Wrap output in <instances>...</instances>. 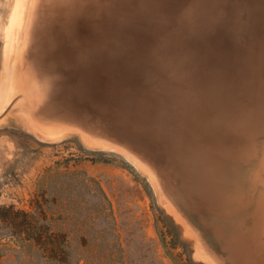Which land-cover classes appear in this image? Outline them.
I'll list each match as a JSON object with an SVG mask.
<instances>
[{
  "label": "rangeland",
  "instance_id": "374dc122",
  "mask_svg": "<svg viewBox=\"0 0 264 264\" xmlns=\"http://www.w3.org/2000/svg\"><path fill=\"white\" fill-rule=\"evenodd\" d=\"M169 1L0 0V206L42 211L66 264H264V0ZM10 231L0 222V264H65Z\"/></svg>",
  "mask_w": 264,
  "mask_h": 264
},
{
  "label": "trees",
  "instance_id": "16d2710c",
  "mask_svg": "<svg viewBox=\"0 0 264 264\" xmlns=\"http://www.w3.org/2000/svg\"><path fill=\"white\" fill-rule=\"evenodd\" d=\"M84 153L77 157V160H90V161H107L101 157L102 153H95L96 156L88 157ZM92 179L87 178L90 182ZM97 203L99 216L106 217L110 214L109 203L105 195L100 189L94 193ZM0 222L10 224V236H18L28 245L36 247L42 253H45L47 259L58 260L62 263H68L66 253V238L57 231H54L47 223L45 214L42 211L30 212L24 210H15L12 207L0 206ZM59 256V259L58 257ZM77 264H80L77 262ZM185 264H190L186 261Z\"/></svg>",
  "mask_w": 264,
  "mask_h": 264
},
{
  "label": "bare ground",
  "instance_id": "6f19581e",
  "mask_svg": "<svg viewBox=\"0 0 264 264\" xmlns=\"http://www.w3.org/2000/svg\"><path fill=\"white\" fill-rule=\"evenodd\" d=\"M156 2H157V1H156ZM164 2H165V0H164ZM166 2H167V0H166ZM169 2H170L169 6L172 7V5H171V4H172V3H171V0H170ZM179 2H180V1H179ZM159 3H160V2H159ZM161 3H163V2H161ZM163 4H164V3H163ZM163 4H162V5H163ZM165 6H166V4H165ZM167 6H168V5H167ZM133 7H134V6H133ZM173 7H175L174 4H173ZM180 7H181V5H180ZM177 8H178V7H177ZM134 9H135V8H134ZM164 9H165V8H164ZM171 9H172V8H171ZM174 9H175V8H174ZM176 10H177V9H176ZM179 10H180V9H179ZM167 11H168V10H167ZM171 12H172V11H171ZM192 12H193L192 10H189V11L186 13L185 17H186V20H187V21H189L190 18L193 17V13H192ZM153 14H154V13H153ZM78 15H79V14H78ZM206 16H207V15H206ZM78 17H79V16H78ZM143 17H144V16H143ZM90 18H91V17H90ZM86 19H87V18H86ZM151 19H152V18H151ZM149 21H150V20H149ZM168 21H169V20H168ZM196 21H197V20H196ZM194 22H195V20H194ZM199 22H200V21H199ZM77 23H78V22H77ZM82 23H83V22H82ZM166 24H167V23H166ZM62 25H63V24H62ZM168 25H169V23H168ZM72 26H74V25H72ZM183 26H184V25H182V27H183ZM60 27H62V26H60ZM60 27H59V28H60ZM63 27H64V26H63ZM63 27H62V28H63ZM173 27H174V26H173ZM184 27H185V26H184ZM186 27H187V25H186ZM64 28H65V27H64ZM67 28H68V26H67ZM160 28H161V27H160ZM168 28H169V27H168ZM190 28H191V27H190ZM65 29H66V28H65ZM169 29H171V28H169ZM174 29H175V27H174ZM182 29H183V28H182ZM187 29H188V28H187ZM171 30H173V29H171ZM183 30H184V29H183ZM215 30H216V29H215ZM78 31H79V30H78ZM173 31H175V30H173ZM173 31H172V32H173ZM176 31H177V30H176ZM60 32H61V31H60ZM123 32H125V31H123ZM123 32H122V33H123ZM163 32H164V31H163ZM170 32H171V31H170ZM170 32H169V33H170ZM196 32H197V31H196ZM196 32H195V33H196ZM245 32H247V31H245ZM76 33H77V32H76ZM195 33H192V34L195 35ZM200 33H201V32H200ZM262 33H264V32H262ZM79 34H80V32H79ZM116 34H117V33H116ZM170 34H171V33H170ZM239 34H242V33L240 32ZM243 34H244V32H243ZM174 35H175V34H174ZM82 36H83V35H82ZM200 36H201V35H200ZM89 37H90V36H89ZM159 37H160V36H159ZM168 37H169V35H168ZM188 37H190V36H188ZM188 37H187V38H188ZM191 37H194V36H191ZM76 38H79V37L76 36ZM156 38H157V37H156ZM174 38H175V37H174ZM22 41H23V40H22ZM55 41H56V40H55ZM73 41H74V40H73ZM155 41H156V40H155ZM157 41H158V40H157ZM149 42H150V41H149ZM154 43H155V42H153V45H154ZM171 43H172V42H171ZM21 44H22V42H21ZM176 44H177V43H176ZM174 45H175V44H174ZM60 46H61V45H60ZM170 47H171V46H170ZM173 47H175V46H173ZM173 47H172V48H173ZM177 47H178V46H177ZM177 47H176V48H177ZM187 48L189 49V47H187ZM173 49H174V48H173ZM73 50H74V49H73ZM141 50H142V49H141ZM174 50H176V49H174ZM174 50H173V51H174ZM71 51H72V50H71ZM178 51H179V49H177V53H179V55L183 56V55L181 54V52H178ZM168 53H169V52H168ZM175 53H176V51H175ZM177 53H176V54H177ZM172 54H173V53H172ZM256 54H257V53H256ZM95 55H96V54H95ZM166 55H167V54H166ZM168 55H169V54H168ZM170 55H171V53H170ZM173 55H174V54H173ZM175 56H177V57H175ZM175 56H174V59L179 58L178 55H175ZM181 56H180V58H181V60H183L184 58L182 59ZM164 57H165V56H164ZM172 57H173V56H172ZM93 58H94V56H93ZM166 58H167V57H166ZM180 58H179V59H180ZM89 59H90V58H88L87 61H88ZM122 59H123V56H122ZM122 59H121V60H122ZM169 59H171V58H169ZM179 59H178L179 63H180V62H183V61H180ZM84 60H86V59H83V61H84ZM101 60H102V59H101ZM104 60H105V59H104ZM121 60H120V61H121ZM133 60H134V59H133ZM171 60H172V59H171ZM39 61H41V60H39ZM83 61H81V62H79V63H83ZM91 61H92V60H91ZM94 61H95V60H94ZM106 61H108V60H106ZM145 61H146V60H145ZM173 61L175 62V60H173ZM95 62H96V61H95ZM123 62H125V60H124ZM126 62H127V61H126ZM134 62H135V61H133V63H134ZM155 62H156V61H155ZM170 62H171V61H170ZM92 63H93V62H92ZM92 63H91V65H92ZM97 63H98V62H97ZM133 63H132V64H133ZM101 64H102V63H99V66H100ZM116 64H117V62H116ZM122 64H123V63H122ZM129 64H130V63H129ZM180 64H181V63H180ZM180 64H179V65H180ZM67 65H69V64H67ZM72 65L74 66V63H73ZM72 65H71V63H70V66H71L72 69H73V66H72ZM80 65H81V64H80ZM94 65H95V63H94ZM94 65H93V66H94ZM109 65H110V64H109ZM117 65H118V64H117ZM120 65H121V64H120ZM123 65H124V64H123ZM123 65H122V66H123ZM176 65H177V64H176ZM182 65L185 66L184 63H183ZM61 66H62V65H61ZM63 66H64V65H63ZM70 66H64V68H66V67L69 68ZM77 66H79V65H77ZM77 66H76V64H75V67H77ZM101 66L104 67L105 65H104V66L101 65ZM118 66H119V65H118ZM122 66H121V68H122ZM131 66H133V65H131ZM183 66L180 67V68L183 69ZM80 67H81V66H80ZM82 67H83V66H82ZM88 67H89V66H88ZM90 67H91V66H90ZM105 67H106V66H105ZM105 67H104V68H105ZM123 67H124V66H123ZM126 67L128 68V66H126ZM144 67H145V66H144ZM185 67H186V66H185ZM185 67H184V68H185ZM189 67H190V66H189ZM109 68H110V67H109ZM109 68H107V69H109ZM113 68H115V67H113ZM113 68H112V69H113ZM118 68H119V67H118ZM133 68H134V66H133ZM136 68H138V67H136ZM140 68H141V67H140ZM186 68H187V67H186ZM105 69H106V68H105ZM112 69H111L110 71H112ZM122 69H123V68H122ZM122 69H121V71H122ZM124 69H125V68H124ZM138 69H139V68H138ZM138 69H135V70L133 69V70H134V71H137ZM66 70H67V69H66ZM128 70H129V69L124 70V72H125V71H128ZM148 70H149V69H148ZM190 70H191V69H190ZM68 71H69V70H68ZM104 71H106V70H104ZM115 71H116V70H115ZM129 71H130V70H129ZM131 71H132V70H131ZM150 71H151V70H150ZM186 71L188 72V70H186ZM69 72H70V74H71V70H70ZM108 72H109V70H108ZM117 72H118V71H117ZM180 72H181V70H180ZM63 73H64V72H63ZM66 73H67V72H66ZM74 73H75V72H74ZM80 73H81V72H80ZM110 73L112 74V72H110ZM115 73H116V72H115ZM119 73H121V72L119 71ZM128 73H132V72H128ZM135 73H136V72H135ZM175 73H176V72H175ZM177 73H179V72L177 71ZM177 73H176L175 75H177ZM184 73H185V70H184L183 74H184ZM194 73H195V72H194ZM75 74H77V73H75ZM116 74H117V73H116ZM126 74H127V72H126ZM137 74H138V72H137ZM139 74H140V73H139ZM186 74L188 75V73H185V74H184V75H185L184 77H188V76H189V75L186 76ZM189 74H190V73H189ZM66 75H67V74H66ZM79 75H80V74H79ZM89 75H90V74H89ZM119 75L121 76L122 73L119 74ZM115 76H116V75H115ZM117 76H118V75H117ZM117 76H116V77H117ZM127 76H128V74H127ZM144 76H145V75H144ZM177 76L179 77V74H178ZM182 76H183V75H182ZM66 77H68V76H66ZM70 77H71V75H70ZM73 77H74V76H73ZM76 77H77V76H76ZM76 77H74L75 80H76ZM123 77H125V75H124ZM131 77H132V76H131ZM136 77H139V76H136ZM140 77H141V75H140ZM142 77H143V76H142ZM169 77H172V79L174 78V76H172V75L169 76ZM169 77H168V78H169ZM191 77H192V76H191ZM78 78H79V77H78ZM80 78H81V77H80ZM129 78H130V77H129ZM133 78H134V77H133ZM144 78H146V76H145ZM148 78H149V76H148ZM153 78H156V77H153ZM176 78H177V77H176ZM180 78H181V76H180ZM188 78H189V77H188ZM197 78H198V77H197ZM68 79H69V78H68ZM70 79L72 80V78H70ZM162 79H163V78H162ZM172 79H171V80H172ZM174 79H175V78H174ZM174 79H173L172 81L175 82L176 79H175V80H174ZM182 79H183V78H182ZM182 79H181V80H182ZM185 79H186V78H184V80H185ZM75 80H74V81H75ZM77 80H78V79H77ZM135 80H136V79H135ZM143 80H144V79H143ZM143 80H142V81H143ZM167 80H169V79H167ZM186 80H189V79H186ZM192 80H193V79H192ZM198 80H199V79H198ZM79 81H82V80H79ZM79 81H78V82H79ZM133 81H134V80H133ZM137 81H138V80H137ZM137 81H136V82H137ZM139 81H140V80H139ZM139 81H138V82H139ZM161 81H162V82H165V81H163V80H161ZM172 81H171V82H172ZM179 81H180V79H179ZM194 81H195V80H194ZM43 82H44V81H43ZM78 82H77V83H78ZM138 82H137V83H138ZM145 82H146V81H145ZM145 82H143V83L145 84ZM171 82H170V83H171ZM177 82H178V81H177ZM177 82H175V83H177ZM180 82H181V81H180ZM180 82H178V83H180ZM191 82H192V81H191ZM79 83H80V82H79ZM86 83H87V82H86ZM86 83H83V84L81 83L80 85L85 86ZM139 83H141V82H139ZM146 83H147V82H146ZM167 83H168V81H167ZM175 83L172 82V84H173V85H172V88H173V86L175 85ZM182 83H183V81H182L180 84H182ZM186 83H187V82H186ZM189 83H190V82H189ZM141 84H142V83H141ZM141 84H139V85H141ZM144 84H143V85H144ZM168 84H169V83H168ZM190 84H191V83H190ZM44 85H45V84H44ZM47 85H48V84H47ZM178 85H179V84H178ZM184 85H185V84H184ZM188 85H189V84H188ZM45 86H46V85H45ZM78 86H79V85H78ZM86 86H87V85H86ZM86 86H85V87H86ZM88 86H89V85H88ZM162 86H163V85H161L160 87H162ZM169 86H171V84H170V85H167V87H169ZM176 86H177V85H176ZM7 87H8V86H7ZM157 87H158V86H157ZM157 87H156V90H157ZM163 87H166V86H163ZM167 87H166V88H167ZM183 87H184V86H183ZM188 87H189V86H188ZM188 87H187V88H188ZM195 87H196V86H195ZM46 88H47V87H46ZM87 88H88V89H93L92 87H91V88L87 87ZM149 88H150V87H149ZM175 88H176V87H175ZM175 88H173V89H175ZM179 88H180V91H181L182 87L180 86ZM179 88H177L176 90H178ZM187 88H185V89H187ZM193 88H194V87H193ZM94 89H95V88H94ZM137 89H138V88L133 89L132 91H129V94H130V92H131V94H133L132 92H134V93H138V92L135 91V90H137ZM159 89H160V88H159ZM159 89H158V91H159ZM163 89H164V88H163ZM80 90H81V89H80ZM85 90H86V89H85ZM143 90H144V89H143ZM152 90H153V89H152ZM152 90H150V91H152ZM168 90H169V89H168ZM182 90L184 91V88H183ZM190 90H191V89H190ZM190 90H189V91H190ZM198 90H199V89H198ZM88 91H89V90H88ZM90 91L92 92V90H90ZM94 91H95V90H93V93H95ZM103 91H104V90H103ZM105 91H106V90H105ZM150 91H149V92H150ZM154 91H155V89H154ZM180 91H179V92H180ZM183 91H182V92H183ZM192 91H193V90H192ZM86 92H87V91H86ZM147 92H148V89H147L146 94H145L146 96H148V95H147ZM149 92H148V94H149ZM161 92L163 93V91H160V94H161V95H159V96L157 95V97H160V96H162V95L165 93V92H164V93L162 94ZM166 92H167V91H166ZM179 92H178V93H179ZM185 92H188V90L185 91ZM102 93H103V92L101 91V93H100L101 96L103 95ZM106 93H108V91L105 92L104 94H106ZM139 93H140V92H139ZM152 93H153V92H152ZM156 93H157V91H156ZM62 94H63V93H62ZM95 94H96V93H95ZM95 94H94V95H95ZM111 94H113V93H111ZM180 94H181V95H180ZM180 94H179L180 97L183 96V97H182V100L185 101V100H184V97H185V96L182 95V94H184V92H183V93H180ZM188 94H189V93H188ZM192 94H193V93H192ZM114 95H115V94H114ZM116 95H117V97L114 96V98H115V99H119L118 94H116ZM121 95H122V94H121ZM121 95H120V96H121ZM126 95L128 96V93H127ZM149 95H150V94H149ZM153 95H154V94H153ZM185 95H186V93H185ZM49 96H50V95H49ZM89 96H90V95H89ZM97 96H98V95H97ZM107 96H109V95H107ZM107 96H106V98H107ZM110 96H111V95H110ZM124 96H125V95H124ZM129 96H130V98L132 97L131 95H129ZM134 96H136V95H134ZM134 96H133V97H134ZM150 96H151V95H150ZM163 96L165 97V99H167L165 94H164ZM163 96L160 97V98H163ZM50 97H51V96H50ZM104 97H105V96H104ZM112 97H113V95H112ZM122 97H123V96H121V98H122ZM137 97H138V96H137ZM137 97H136V101H135V102H138L139 99H140L141 97H143V95H142L141 97H140V95H139L140 98L138 97V98H139L138 101H137ZM151 97H152V96H151ZM157 97H156V98H157ZM167 97H168L169 100H170L169 95H168ZM172 97H173V96H172ZM180 97H179V98H180ZM186 97H187V99H188L189 96L186 95ZM51 98H52V97H51ZM92 98H93V97H92ZM100 98H101V97H100ZM100 98H99V99H100ZM106 98L104 99L103 96H102V99L106 100ZM144 98H147V97H144ZM152 98H153V97H152ZM152 98H151V99H152ZM154 98H155V97H154ZM84 99H85V98H84ZM89 99H91V98H89ZM97 99H98V98H97ZM112 99H113V98H112ZM115 99H113V100L108 99V100H110V101H114ZM123 99H124V98H123ZM123 99H122V100H123ZM125 99H127V98H125ZM125 99H124V100H125ZM147 99H148V98H147ZM149 99H150V98H149ZM149 99H148V100H149ZM158 99H159V98H157L156 100L159 102L160 99H159V100H158ZM171 99L174 100L175 98H171ZM119 100H121V99H119ZM122 100H121V101H122ZM127 100H128V99H127ZM167 100H168V99H167ZM167 100H166V101H167ZM178 100H179V99H178ZM106 101H107V100H106ZM116 101H118V100H115V102H116ZM125 101H126V100H125ZM132 101H133V98L131 99V102H132ZM141 101H142V99H141ZM144 101H145V102H144ZM144 101H143V102L145 103V105H144L142 102H141V103H142L144 106H146V100H144ZM149 101L151 102V101H153V99H152V100H149ZM149 101H147V103H149ZM157 101H156V102H157ZM162 101H163V103H164V99H161V103H162ZM170 101H171V100H170ZM170 101H168V102H170ZM82 102H83V101H82ZM122 102H123V103H121V106H123L122 108H124V104H125V102H124V101H122ZM133 102H134V101H133ZM135 102H134V103H135ZM153 102H154V101H153ZM158 102H157V103H158ZM171 102H175V103H176L175 106H177L178 103H181L180 101H178V103H177L175 100H174V101H171ZM50 103H51V102H50ZM103 103H104V102H103ZM105 103H107V102H105ZM110 103H112V102H110ZM116 103H117V102H116ZM116 103H115V104H116ZM118 103H119V101H118ZM118 103H117V104H118ZM126 103H127V102H126ZM141 103H138L137 105H139V104H141ZM157 103H156V104H155V103H154V104L152 103V105H155V106H156V105H159L160 102H159L158 104H157ZM166 103H167V102H166ZM166 103H165V104H162V107H161V105H159V106H160V109L164 108L163 106L166 105ZM191 103H192V102H191ZM97 104H98V103H97ZM101 104H102V103H101ZM108 104H109V103H108ZM115 104H114V105H115ZM122 104H123V105H122ZM127 104H128V103H127ZM149 104H150V103H149ZM149 104H147V105H148L149 107H151ZM168 104H169V103H168ZM171 104H173V103H171ZM181 104H182V103H181ZM181 104H179V107L181 106ZM188 104H189V103H188ZM0 105H1V104H0ZM61 105H62V104H60V107H61ZM69 105H70V104H69ZM134 105H135V104H134ZM143 105H142V106H143ZM70 106H71V105H70ZM121 106H119V108H120ZM130 106H131V105H130ZM130 106H129V108H130ZM132 106H133V105H132ZM132 106H131V109H130V110H133V112L135 113V112H136L135 110H137V109H139V108H137L136 105L133 106V107H132ZM139 106H141V105H139ZM144 106H143V109L146 108V107H144ZM148 106H147V107H148ZM171 106H172V105H171ZM175 106L173 105V107H171V108L175 109ZM184 106H185V104H184ZM186 106H187V104H186ZM66 107H67V106H66ZM117 107H118V106H116L115 108H117ZM149 107H148V108H149ZM152 107H153V110H154L155 107H154V106H152ZM157 107H158V106H157ZM167 107H168V106L165 107L166 110H167ZM169 107H170V106H169ZM169 107H168V108H169ZM193 107H194V106H193ZM61 108H62V107H61ZM61 108H60V109H61ZM63 108H64V107H63ZM106 108H107V107H106ZM122 108H120V109L122 110ZM134 108H135V110H134ZM136 108H137V109H136ZM148 108H146V109L148 110ZM158 108H159V107H158ZM51 109H52V108H51ZM60 109H59V110H60ZM64 109H65V108H64ZM117 109H118V108H117ZM117 109H116V110H117ZM146 109H145V110H146ZM149 109H150V108H149ZM155 109H156V108H155ZM173 109H172V111H173ZM179 109H180V108H179ZM182 109H184V108H182ZM182 109H180V110H182ZM188 109H189V108H188ZM57 110H58V109H57ZM123 110H127V109H123ZM145 110H144V113H146V112L148 113V111H145ZM157 110H158V109H157ZM162 110H164V109H162ZM170 110H171V109H170ZM170 110L168 109V111H170ZM177 110H178V109L176 108V111H177ZM190 110H191V109H190ZM53 111H54V110H53ZM69 111H70V109H69ZM137 111H138V110H137ZM155 111H156V110H155ZM155 111H154V112H155ZM164 111H165V110H164ZM178 111H179V110H178ZM70 112H71V111H70ZM74 112H75V111H74ZM117 112H118V111H117ZM126 112H127V111H126ZM133 112L131 113V111H130V114H133ZM140 112L144 115V113L142 112V107H141V110H139V111L137 112V114L140 113ZM149 112H152V111L149 110ZM156 112H157V111H156ZM165 112H166V111H165ZM165 112H164V113H165ZM181 112H182V111H181ZM13 113H14V112H13ZM57 113H58V112H57ZM76 113H77V112H76ZM141 113H140V116L142 115ZM158 113H160V111L157 112V114H158ZM167 113H168V112H166V114H167ZM173 113H174V112H173ZM178 113H180V112H178ZM261 113H262V112H261ZM79 114H80V113H79ZM126 114H127V113H126ZM137 114H136V113L133 114V115H135L134 117H136ZM160 114H161V113H160ZM168 114H169V113H168ZM20 115H21V114H20ZM80 115H81V114H80ZM93 115H94V114H93ZM93 115H92V116H93ZM111 115H112V114H111ZM115 115H116V114H115ZM118 115H120V114H118ZM146 115H148V114H145L144 116H146ZM151 115H152V114H150V117H151ZM155 115H156V114H155ZM170 115H175V114L170 113ZM170 115H169V118H170ZM176 115L179 116V114H176ZM176 115H175V116H176ZM183 115H184V112H183ZM53 116H54V115H53ZM82 116H83V115H82ZM96 116H97V114H96ZM96 116H95L94 118H96ZM103 116H104V115H103ZM108 116H109V112H108ZM112 116H114V114H113ZM129 116L131 117L132 115H129ZM152 116H153V115H152ZM164 116H165V115H164ZM175 116H174V117L171 116V117L174 119ZM178 116H177V117H178ZM180 116H181V115H180ZM187 116H188V115H187ZM261 116H262V115H261ZM50 117H51V115H50ZM105 117H106V116H105ZM137 117H138V116H137ZM148 117H149V115H148ZM148 117H147V118H148ZM167 117H168V116H167ZM167 117H166V118H167ZM262 117H263V116H262ZM262 117H261V118H262ZM108 118H109V117H108ZM108 118H107V120H109ZM119 118H120V117H119ZM160 118H161V116H160ZM169 118H168V120H170ZM105 119H106V118H105ZM110 119L113 120L111 117H110ZM117 119H118V118H117ZM117 119H114L113 121H115V120H117ZM140 119H142V116H141ZM140 119L138 118V120H137V118H136V121H137L136 123H138V121H139ZM150 119H151V118H150ZM175 119H177V118H175ZM179 119H181V117H180ZM20 120H21V119H20ZM98 120H99V122H101V118L98 117ZM118 120H120V119H118ZM123 120H124V119H123ZM125 120H128V122H129V118L127 119V117H126ZM131 120H133V119L131 118ZM144 120H145V119H144ZM156 120H157V119H156ZM168 120H167L166 124L168 123ZM186 120H187V119H186ZM22 121H23V120H22ZM91 121H92V120H91ZM102 121H103V120H102ZM113 121H111V122H113ZM133 121H134V120H133ZM165 121H166V119H165ZM171 121H172V120H170L168 124H171V123H170ZM174 121H175V120H173V122H174ZM176 121H177V122H176ZM176 121H175V123H178L180 120H179V121L176 120ZM115 122H116V121H115ZM115 122H114V124H115ZM120 122H122V121L120 120ZM131 122H132V121H131ZM142 122H144V121H142ZM142 122L140 121L139 124H142V125L146 124V122H145L144 124H143ZM173 122H172V123H173ZM105 123H106V122H105ZM107 123H108V122H107ZM129 123H130V122H129ZM136 123L134 122L133 124L136 125ZM175 123H173V124L176 126ZM116 124H117V123H116ZM166 124H165V125H166ZM168 124H167V125H168ZM179 124H181V123H179ZM102 125H103V124H102ZM110 125H112V124H110ZM163 125H164V123H163ZM145 126H147V125H145ZM145 126L143 127V129L145 128ZM175 126H173V127H175ZM107 127H108V126H107ZM113 127H116V125H114ZM119 127H120V126H119ZM147 127H150V126H147ZM116 128H117V127H116ZM116 128H115V129H116ZM121 128H122V126H121ZM124 128H125V127H124ZM133 128H134V127H133ZM175 128H176V127H175ZM117 129H118V128H117ZM134 129H135V128H134ZM151 129H153V127H150V129H147V130H150V131H151ZM154 129H155V128H154ZM154 129H153L152 131H154ZM176 129H179L178 126H177ZM120 131H123V130L121 129ZM145 131H146V129H145ZM155 131H156V129H155ZM112 132H113V131H112ZM123 132H124V131H123ZM158 132H159V131H158ZM180 132H181V131H180ZM110 133H111V132H110ZM142 133H145V132H142ZM146 133H148V131H146ZM163 133H164V132H163ZM126 134H127V133H126ZM128 134H129V133H128ZM130 134H131V131H130ZM137 134H140V132L137 133ZM148 134H150V132H149ZM156 134H158V133H156ZM173 134H175V133H173ZM121 135H122V133H121ZM124 135H125V134H124ZM140 135H141V134H140ZM158 135H159V134H158ZM127 136H128V135H127ZM132 136H133V135H132ZM141 136H142V135H141ZM145 136H146L147 138L149 137V136H147V135H145ZM162 136H163V135H162ZM172 136H173V135H172ZM158 137H159V136H158ZM132 138H133V137H132ZM139 138L141 139V137H138V138H137V141H138ZM159 138H160V137H159ZM162 138H163V137H162ZM133 139H134V138H133ZM135 139H136V137H135ZM140 139H139V140H140ZM143 139H144V137H143ZM145 139H146V138H145ZM151 139H152V138H151ZM160 139H161V138H160ZM149 140H150V139H149ZM137 141H136V142H137ZM141 141H142V140H141ZM145 141H146V140H145ZM152 141L154 142V140H152ZM157 141H158V140H157ZM159 141H160V140H159ZM142 142H144V140H143ZM148 142H149V141H148ZM164 142H165V141H164ZM137 143H138V142H137ZM145 143H146V142H145ZM162 143H163V142H162ZM101 144H102V143H101ZM111 144H113V143H111ZM139 144L141 145L140 142H139ZM142 144H143V143H142ZM106 145H107V143H106ZM113 145L116 146L115 144H113ZM157 145H158V144H157ZM157 145H156V146H157ZM165 145H166V142H165ZM165 145H163V148H164ZM104 146H105V145H104ZM119 146H120V145H119ZM142 146L148 147V145H147V146H146V145H142ZM166 146H167V145H166ZM151 147H152V146H151ZM151 147H148V148H150V150H151ZM153 147H154V146H153ZM153 147H152V149L154 150ZM123 148H124V147H123ZM126 148H127V147H125V149H126ZM129 148H130V147H129ZM129 148H128V149H129ZM155 148H157V147H155ZM171 148H172V147H171ZM173 148H174V147H173ZM115 149H116V148H115ZM159 149L162 150V148H160V147H159ZM164 149H165V148H164ZM118 150H119V149H118ZM139 150H140V149H139ZM157 150H158V148H157ZM157 150H155V151L157 152ZM174 150H175V149H174ZM130 151H131V150H129V152H130ZM144 152H145V151H144ZM159 152H160V150H159ZM132 153H133V152H131V154H132ZM150 153H151V152H150ZM154 153H155V152H154ZM160 154H161V153H160ZM133 155H135V154H133ZM139 156H140V155H139ZM135 157H136V155H135ZM138 158H139V157H138ZM243 158H244V157H243ZM141 160H143V159L141 158ZM141 160H140V161H141ZM147 160H148V159H147ZM147 160H145V161H147ZM143 161H144V160H143ZM143 161H142L141 163H143ZM150 163H151V162H150ZM150 163H149V164H150ZM167 164H168V163H167ZM146 165H148V162H147ZM142 166H143V165H142ZM148 166H149V165H148ZM173 167H174V166H173ZM148 168H149V167H148ZM171 169H172V168H171ZM175 169H176V168H175ZM154 171H155V170H154ZM174 171H176V170H174ZM157 174H158V172H157ZM161 174H162V172H161ZM160 176H161V175H160ZM162 176H163V174H162ZM164 176H165V174H164ZM180 177H181V176H180ZM160 178H161V177H160ZM162 178L164 179V177H162ZM262 178H263V177H262ZM152 179H153V178H152ZM152 179H151V180H152ZM174 180H175V179H174ZM255 180H256V179H255ZM259 180H260V179H259ZM152 181H154V180H152ZM169 181H170V180H169ZM175 181H176V180H175ZM182 181H183V180H182ZM156 183H158V182H155V184H156ZM158 184H159V183H158ZM166 184H167V183H166ZM173 186H174V185H173ZM179 186H181V185H179ZM255 186H256V185H255ZM260 186H261V185H260ZM174 187H175V186H174ZM177 187H178V186H177ZM256 187H257V186H256ZM256 187H255V188H256ZM263 187H264V186H263ZM157 188H158V187H157ZM251 188H253V187H251ZM255 188H253V189L255 190ZM177 189H178V188H177ZM254 190H253V191H254ZM258 190H259V189H258ZM159 191H160V190H159ZM259 191H260V190H259ZM260 192H261V191H260ZM263 192H264V191H263ZM254 193H255V192H254ZM261 193H262V192H261ZM160 194H162V193L160 192ZM160 194H159V195H160ZM180 195H181V194H180ZM257 195H258V194H257ZM255 198H257V197H256V194H255ZM160 199H162V197H160ZM253 199H254V198H253ZM162 200H163V199H162ZM256 200H257V199H256ZM160 201H161V200H160ZM162 202L165 203L164 201H162ZM177 202H178V201H177ZM181 202H182V201H181ZM219 202H220V201H219ZM167 203H168V202H167ZM168 204H169V203H168ZM234 204H235V203H234ZM234 204H233V206H235ZM254 204H255V203H254ZM169 205H170V204H169ZM177 206H178V205H177ZM184 207H185V206H184ZM175 208H176V207H175ZM213 208H214V207H213ZM232 209H233V208H232ZM232 209H231V210H232ZM173 210H174V209H172V211H173ZM189 210H190V209H189ZM200 210H201V209H200ZM250 210H251V209H250ZM175 211H176V210H174L173 212H175ZM202 211H204V210H202ZM207 211H208V210H207ZM209 211H210V210H209ZM209 211H208V212H209ZM254 212H255V210H254ZM217 213H218V212H217ZM179 214H180V213H179ZM179 214H178V215H179ZM254 214H255V213H254ZM254 214H253V215H254ZM257 214H258V213H257ZM180 215H182V214H180ZM246 215H247V214H246ZM248 216H249V215H248ZM251 216H252V214H251ZM246 217H247V216H246ZM201 218H202V217H201ZM257 218H258V217H257ZM259 218H260V217H259ZM210 220H211V219H210ZM252 220H254V219L251 218V221H252ZM255 220H256V219H255ZM248 221H249V220H248ZM256 221H257V220H256ZM258 221H259V220H258ZM200 222H201V221H200ZM186 223H187V222H186ZM210 223H211V222H210ZM222 223H224V222H222ZM238 223H239V222H238ZM206 224H207V223H206ZM229 224H230V223H229ZM214 225H215V224H214ZM214 225H213V226H214ZM216 225H218V224H216ZM219 225H220V224H219ZM219 225H218V226H219ZM223 225H224V224H223ZM223 225H222V226H223ZM241 225H242V224H241ZM184 226H185V225H184ZM187 226L189 227L188 224H187ZM206 226H207V225H206ZM222 226H221V227H222ZM227 226H228V225L226 224V227L224 226L225 228L223 227V229L220 228L219 231H221V230H222V231L225 230V229L227 228ZM237 226H238V225H237ZM234 227H235V226H234ZM245 227H246V226H245ZM249 227H250V226H249ZM185 228H186V226H185ZM217 228H218V227H216V230H218ZM228 228H230V227H228ZM188 229H189V228H188ZM212 229H215V227H213ZM242 229H243V228H242ZM244 229H245V228H244ZM250 229H251V228H250ZM182 230H183V229H182ZM189 230H190V229H189ZM183 231H184V230H183ZM190 231H191V230H190ZM184 232H185V231H184ZM184 232H183V233H184ZM191 232H192V231H191ZM214 232H215V231H214ZM229 232H230V231H229ZM231 232H232V231H231ZM243 232H244V231H243ZM246 232H247V231H246ZM192 233H193V232H192ZM227 233H228V232H227ZM227 233H226V235H227ZM240 233H241V232H240ZM244 233H245V232H244ZM187 234H188V233H187ZM236 234H237V232H236ZM239 235H240V234H239ZM239 235H238V236H239ZM220 236H221V235H220ZM218 237H219V236H218ZM231 237H232V236H231ZM231 237H230V238H231ZM233 237H234V236H233ZM245 237H246V236H245ZM189 238H190V236H189ZM195 238H196V237H195ZM199 238H200V236H199ZM217 239H218V238H217ZM224 239H225V238H224ZM235 239H236V238H235ZM197 240H198V239H197ZM226 240H227V239H226ZM244 240H246V239H244ZM244 240H242V241L244 242ZM223 242H224V241H223ZM224 243H225V242H224ZM230 243H231V242H230ZM230 243L228 242L229 245H230ZM226 244H227V242H226ZM212 245H213V244H212ZM214 245H215V244H214ZM243 245H244V244H243ZM233 246L235 247L234 244H233ZM240 246H241V243H240ZM230 248L233 249V250L236 249V247H235V249H234L233 247H229V249H230ZM237 248L240 249L241 247L237 246ZM225 249H226V248H225ZM215 250H216V248H215ZM221 250H222V249H221ZM227 250H228V248H227ZM257 250H258V249H257ZM218 251H219V250H218ZM235 251H236V250H235ZM235 251H233V252H235ZM238 251H243V250L240 249V250H238ZM231 252H232V251H231ZM236 252H237V251H236ZM236 252H235V254H236ZM255 252H256V251H255ZM257 252H258V251H257ZM235 254L233 253L234 257H235ZM241 254H242V253L240 252V255H239V252H238V255H237V256H241ZM228 255H231V253L229 254V251H228ZM228 255H227V257H229ZM233 255H232V256H233ZM241 257H242V256H241ZM241 257H240V260H242ZM220 258H222V257H220ZM230 258H232V260L229 261V262H233V259H234V258H233V257H230ZM251 259H252V258H251ZM228 260H229V259H228ZM234 261H235V260H234ZM249 261H250V260H249ZM255 261H256V259H255ZM257 261H258V260H257ZM238 262H239V261H238ZM242 262H243V260H242ZM252 262H253V261H252ZM243 263H244V262H243ZM254 263H255V262H254ZM256 263H257V262H256ZM240 264H241V263H240ZM257 264H258V263H257Z\"/></svg>",
  "mask_w": 264,
  "mask_h": 264
}]
</instances>
